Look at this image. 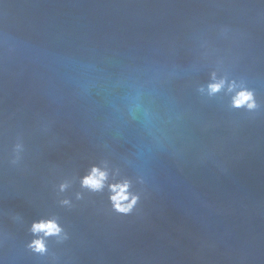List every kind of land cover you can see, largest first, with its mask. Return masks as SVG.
Masks as SVG:
<instances>
[{"label": "water", "instance_id": "1", "mask_svg": "<svg viewBox=\"0 0 264 264\" xmlns=\"http://www.w3.org/2000/svg\"><path fill=\"white\" fill-rule=\"evenodd\" d=\"M0 264H264V0H0Z\"/></svg>", "mask_w": 264, "mask_h": 264}, {"label": "clouds", "instance_id": "2", "mask_svg": "<svg viewBox=\"0 0 264 264\" xmlns=\"http://www.w3.org/2000/svg\"><path fill=\"white\" fill-rule=\"evenodd\" d=\"M219 87H220V85L216 84V85H212L211 89H212V91H216V90L219 89ZM249 99H250V95L249 94L241 92L239 94V98L236 99L235 103H236L237 106H239L240 104L244 103L245 101H247ZM103 178H104V173L98 172L97 169H93V175L88 177V178H86L84 180V184L85 185H89V186H91L94 189L95 188H99ZM123 192H124V188H121L120 189V194H118V196L113 197V199L114 200L126 199L127 197L123 195ZM117 208L120 211H127L128 210V208H121L119 204H117ZM35 228L36 229H46L48 233L59 231V229L57 228L56 224L53 223V222H48L47 224L41 223V224L36 225ZM36 246H37L38 250H42L43 249V244L40 243L39 241L36 242Z\"/></svg>", "mask_w": 264, "mask_h": 264}]
</instances>
